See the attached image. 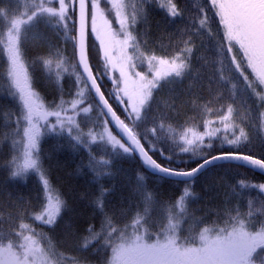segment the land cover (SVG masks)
Here are the masks:
<instances>
[{
    "label": "snow or ice",
    "instance_id": "snow-or-ice-1",
    "mask_svg": "<svg viewBox=\"0 0 264 264\" xmlns=\"http://www.w3.org/2000/svg\"><path fill=\"white\" fill-rule=\"evenodd\" d=\"M151 3L159 5L169 23L177 18L185 21L183 27L167 34V45L161 34L157 45L164 54L160 55L148 48V29L138 30L140 23H147L145 6ZM205 4L185 15L178 0H0V55L6 58L5 84L0 89H6L16 104V111L7 114L10 121L15 117L14 126L10 124L9 131L0 133V146L10 141L11 158L4 166L11 169V177L35 174L43 193L35 213L29 212L27 200L18 199L19 210L10 214L18 223L8 231L0 229V264H64L67 259L46 233L27 222L55 226L67 207L42 164L41 138L49 133L64 136L74 149L84 148L89 156L87 166L97 178L111 175L110 165L127 156L138 157L153 175L186 184L175 203L161 207L156 221L150 213L156 203L154 196L144 190L143 183L138 184L143 210L122 227L115 215L105 214L100 232L91 226L86 230L89 234L82 238V250L103 235L101 247L110 249L107 264H264V200L257 206L250 198L247 212L239 205L226 206L211 223L186 206V198L193 196L188 182L216 167L218 161L237 162L264 173V158L240 150L264 145V0H205ZM213 23L219 46L209 60L196 55L195 38L207 35L211 41ZM49 32L71 45V63L60 48H53ZM90 36L98 42L102 70L91 63ZM29 44L45 49L31 62L27 59ZM194 57L211 68L209 90L212 85L220 89L205 102L199 97L191 101L204 117L202 131L195 123L170 122L180 114L176 103L180 93L172 87L167 111H152L156 93L165 84L182 83L188 76L194 82L203 79L192 71ZM36 65L46 78L54 79L58 100L47 101L36 89L30 71ZM65 76L74 77V91L67 94L61 83ZM105 78L112 85L107 93L102 90ZM192 89L190 85L182 91ZM225 92L233 102L219 108L209 106L223 99ZM238 98L246 105L248 130L236 122L233 103ZM166 141L178 147L176 156L189 155V160L174 161L173 154H166L162 146ZM216 141L237 146L236 150L212 155ZM93 145L101 146L105 155L98 159L91 150ZM189 162H195V167L172 166ZM137 179L143 182L146 177L138 173ZM247 187L264 192V182H240V188ZM108 191L101 186L96 198L101 211Z\"/></svg>",
    "mask_w": 264,
    "mask_h": 264
},
{
    "label": "trees",
    "instance_id": "trees-1",
    "mask_svg": "<svg viewBox=\"0 0 264 264\" xmlns=\"http://www.w3.org/2000/svg\"><path fill=\"white\" fill-rule=\"evenodd\" d=\"M179 5L186 10L195 11L198 6H206L205 0H178ZM148 10L147 23H140L138 30L143 32L148 29V48L155 50L158 55L164 54V51L157 45V40L163 36V43L168 44L169 33H174L176 29L184 26L185 21L177 18L175 23H169L166 13L159 7L157 3H151L145 6ZM118 27V25H114ZM213 36L211 41L208 36L195 38L197 44V56H207L212 59V53L217 50L219 40L215 35L216 24L212 25ZM222 34V33H221ZM48 37L51 40L53 48H60L63 54L68 58L69 63L72 62V47L65 45L62 39L58 38L54 33L49 32ZM174 36L173 39H177ZM89 45L91 46V63L97 70H102V61L98 55V42L95 37L90 36ZM45 49L36 48L29 44L27 46V59L29 62L38 54H43ZM169 49V54H171ZM6 67V58L0 55V85L5 84L3 73ZM36 89L42 94L47 101L58 100L59 93L54 79L45 77L40 65H36L34 69H30ZM193 73L199 72L203 79L194 82L192 76L186 77L182 83L174 85L165 84L163 88L156 93V102L152 105L153 113L167 111V104L172 101V94L169 88L172 87L180 96L176 98L179 107V115L175 116L173 121L183 126H191L195 123L202 131V114L192 106L191 101L199 97V101L205 102L220 91L215 85L209 90L207 75L211 71L210 67H206L202 62L193 58ZM251 78V76H250ZM74 77L65 76L61 81L65 94L74 91ZM193 85V89L189 93L182 90L188 89ZM111 82L105 78L102 90L107 93L111 89ZM67 97V95L65 96ZM186 101L187 103H181ZM233 102L228 98V93H224V98L209 105L210 107L219 108L221 104L225 105ZM159 103V109L157 108ZM233 106L235 108L236 122L247 128L245 121V108L242 98H238ZM259 109H257L258 111ZM16 111V104L8 96L6 89H0V133L10 130L9 125L14 126L15 117L7 115L9 112ZM95 119V114L91 116ZM213 118L214 117H209ZM85 130L88 125H82ZM218 126V125H217ZM160 145H158L159 147ZM166 154H173L175 160H189V155L176 156L179 151L178 147L171 141H166L163 145ZM237 146L221 145L216 141L211 154L215 155L220 151H233ZM41 157L42 164L47 169L48 178L55 189L62 194L67 207L63 210L62 216L58 219L55 226L49 227L34 222L29 219L27 222L37 231H43L52 240L58 251L63 253L67 258L64 264H107L110 256V249L101 247L104 243L103 235L87 249L82 250V238L89 233L86 231L91 226L95 232L101 231V225L105 214L108 216L115 215L116 223L123 226L128 223L137 211H142L144 204L140 191H137L138 184L143 183L147 192H151L156 203L150 209L151 220L156 221L161 214V207L167 204L175 203L176 199L182 194V189L186 186L183 182L177 180L163 178L153 175L144 169L138 158L122 157L115 160L110 165L111 175H102L99 178L89 169L88 152L84 148L74 149L69 140L64 136H57L49 133L41 138ZM92 152L99 159L105 153L101 150V146H91ZM241 151L250 155H257L264 158V145L259 143L254 146L241 147ZM158 157L159 154L157 153ZM11 158L10 141H6L0 146V229L8 231L12 226L18 223L16 219H10V214L15 215L20 205L17 203L20 197H23L30 204L29 212L35 213L40 210L42 202V188L38 177L29 172L26 177H11V169L5 167V163ZM199 162L196 158H193ZM173 167L191 168L195 166V162L187 164H175ZM142 173L146 180L138 181L137 175ZM240 182L252 185L264 182V175L244 166L232 163L217 164L216 167L209 168L207 171L199 174L194 180L188 182L190 191L193 196L186 198V206L190 213L196 217H206V223H211L217 219V213L223 212L227 207H235L239 205L243 212L248 211V202L251 198L257 206L260 200H264V192L258 189L247 187L240 188ZM110 189L104 196V209L101 211L96 206V198L100 195V188ZM235 188V191L233 190ZM139 206V207H137ZM191 221H189V224ZM185 229L188 224L184 225ZM156 229L153 228V231ZM187 233H182L186 235ZM260 250H258L259 253Z\"/></svg>",
    "mask_w": 264,
    "mask_h": 264
},
{
    "label": "water",
    "instance_id": "water-1",
    "mask_svg": "<svg viewBox=\"0 0 264 264\" xmlns=\"http://www.w3.org/2000/svg\"><path fill=\"white\" fill-rule=\"evenodd\" d=\"M139 159V158H138ZM221 163H232V164H238L237 162H224V161H218L217 162V164H221ZM239 165V164H238ZM248 168H250V167H248ZM255 171H257V172H260V171H258V170H255ZM261 173V172H260ZM261 174H263L264 175V173H261ZM169 179H175V180H177L176 178H169Z\"/></svg>",
    "mask_w": 264,
    "mask_h": 264
}]
</instances>
